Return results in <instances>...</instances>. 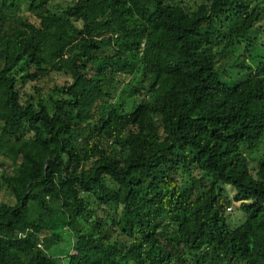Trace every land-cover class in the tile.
<instances>
[{"label":"trees","instance_id":"trees-1","mask_svg":"<svg viewBox=\"0 0 264 264\" xmlns=\"http://www.w3.org/2000/svg\"><path fill=\"white\" fill-rule=\"evenodd\" d=\"M26 3L0 0V264H264V0Z\"/></svg>","mask_w":264,"mask_h":264},{"label":"rangeland","instance_id":"rangeland-1","mask_svg":"<svg viewBox=\"0 0 264 264\" xmlns=\"http://www.w3.org/2000/svg\"><path fill=\"white\" fill-rule=\"evenodd\" d=\"M21 9L26 11L27 9V3L26 0H21ZM26 14L28 15V13L26 12ZM257 65V64H256ZM232 76L234 78H236V80H242L247 76V73H245L244 71H233L232 72ZM64 75H57L55 76V79L57 81L58 84H62L64 81ZM48 86L53 87L52 86V82L50 80V82H47ZM12 161V157H8V159H5L4 157H2V155H0V162H4L7 166L10 165V162ZM9 172L10 169L8 167H6ZM1 170V167H0ZM4 199V193L1 192L0 193V201H2ZM233 211L235 213H237V217L231 218V224L234 226V230L236 231V235L239 238V240L242 241V238L246 235L247 232V226L245 224V219L243 217V214L241 212H238L237 210ZM232 211V213H233ZM69 240H71V235L66 231L62 234V238L60 240V243L58 246L52 248V251L50 252V255L52 257H60L63 256L64 254H66L69 250H70V245L68 244Z\"/></svg>","mask_w":264,"mask_h":264}]
</instances>
